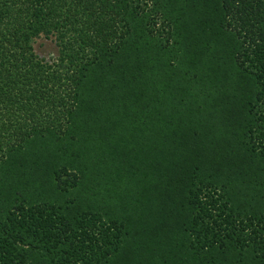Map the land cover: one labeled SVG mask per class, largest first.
<instances>
[{
  "label": "trees",
  "instance_id": "1",
  "mask_svg": "<svg viewBox=\"0 0 264 264\" xmlns=\"http://www.w3.org/2000/svg\"><path fill=\"white\" fill-rule=\"evenodd\" d=\"M0 264H264V0H0Z\"/></svg>",
  "mask_w": 264,
  "mask_h": 264
},
{
  "label": "rangeland",
  "instance_id": "2",
  "mask_svg": "<svg viewBox=\"0 0 264 264\" xmlns=\"http://www.w3.org/2000/svg\"><path fill=\"white\" fill-rule=\"evenodd\" d=\"M34 52L45 61H56L59 56V46L54 36L45 37L43 35L35 38L33 42Z\"/></svg>",
  "mask_w": 264,
  "mask_h": 264
}]
</instances>
